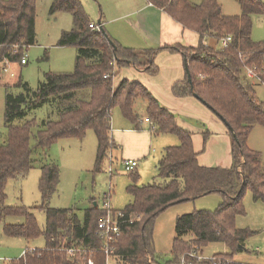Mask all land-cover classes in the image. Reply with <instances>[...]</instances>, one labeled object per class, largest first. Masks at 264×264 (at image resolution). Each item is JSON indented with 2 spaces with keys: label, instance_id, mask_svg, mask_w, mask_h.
Returning <instances> with one entry per match:
<instances>
[{
  "label": "trees",
  "instance_id": "obj_1",
  "mask_svg": "<svg viewBox=\"0 0 264 264\" xmlns=\"http://www.w3.org/2000/svg\"><path fill=\"white\" fill-rule=\"evenodd\" d=\"M36 1L0 0V76L2 65L20 62L26 49L36 42ZM163 10L184 29L199 36L198 47L180 43L158 48L136 50L124 47L104 27L92 30V24L80 0H55L50 13L66 12L73 18V29L63 33L59 46L78 49L75 71L47 73L43 82L33 89L27 82L6 86L4 124L7 138L0 144V223L7 217L24 218L23 224H3L9 238L35 240L43 236V249H27L21 257L5 264H106L103 241L98 236L99 222L104 211L94 204L84 210L51 208L48 203L57 192L59 168L55 164L42 166L39 189L46 214L42 231L35 215L26 207L5 204L6 185L10 180L25 177L33 168L30 141L37 129V146L48 149L60 139H83L93 130L98 139L97 169L114 147L110 137L112 110L119 108L136 130L142 129L135 111L137 100L146 101V117L153 123L152 133L176 135L180 144L168 147L159 161L162 184L128 188L133 201L124 209L128 215L142 219L123 227V234L115 245L114 258L127 264H157L153 248L154 223L169 207L218 193L222 197L216 211H195L181 215L175 223L173 243L174 262L198 264L188 256L201 252L210 243H225L230 254L215 256L203 264H237L232 254L243 248L244 241L253 234L239 229L236 218L246 214L243 198L250 191L255 202L264 203V168L261 155L248 146L255 125L264 126V104L256 96L255 85L247 77L245 68L256 67V74L264 85V42L252 39V16H264L262 0H238L241 14L226 16L216 0H203L193 5L188 0H148ZM231 37L227 45L222 39ZM161 51L180 53L184 59L185 78L172 86L177 98L196 95L228 128L231 140L230 167L200 165L194 150L192 134L180 127L176 116L164 107L152 92L138 81L123 79L118 86L113 80L123 67L134 66L155 76L159 72L156 57ZM189 74L191 81H189ZM108 75L107 78L105 76ZM20 89L19 93L12 91ZM44 107L51 115L38 122L29 115ZM209 133H204V147ZM135 171V170H134ZM139 175L133 176L137 182ZM192 235L190 241L184 237ZM81 246L87 251L82 257L70 256L64 248ZM153 258L149 262L148 258Z\"/></svg>",
  "mask_w": 264,
  "mask_h": 264
},
{
  "label": "rangeland",
  "instance_id": "obj_2",
  "mask_svg": "<svg viewBox=\"0 0 264 264\" xmlns=\"http://www.w3.org/2000/svg\"><path fill=\"white\" fill-rule=\"evenodd\" d=\"M54 1H36V42L25 51L28 63L26 65H20L19 62L14 63L9 67L8 72H3L0 76V144L4 143L7 138L4 124L6 86H14L18 82H27L33 89H36L44 81L47 73H72L75 71L78 49L75 46H59L63 33L73 29V18L71 14L66 12L51 14L50 8ZM188 1L193 5H201L203 2V0ZM216 1L221 6L224 15L237 16L241 14V6L238 0ZM262 1L264 2V0ZM80 2L89 21L93 24H99L100 20L106 33L112 38L114 37L113 34H118L123 40H126L125 42L135 44L145 36V30L148 32L159 30V21L156 18L153 19L147 12L138 14V10L143 6V0H80ZM252 23L253 41L264 42V16L253 15ZM184 33L179 43L187 47H198V35L191 30H186ZM146 34L148 33L146 32ZM131 38L134 41H130ZM128 43H121V45L126 46L125 44ZM164 45L166 44L162 46ZM144 46L127 47L136 50L160 47L158 43L152 40L149 41V44L145 43ZM128 69V67L121 68L116 78H125ZM10 73H15V77H12ZM113 83L115 86L114 80ZM255 90L258 100L264 104V85L257 84ZM12 91L19 93L20 89L13 87ZM198 103L199 105L202 104ZM146 106V101L141 99L137 100L135 104V111L140 119L147 115ZM204 109L210 117L203 115L201 119L194 122V126L196 127L195 134L201 136L200 142L206 151L209 141L204 147V133L214 135L226 125L206 106ZM50 110V108L44 107L29 115L28 118H35L41 122L51 115ZM182 116L180 113L179 118L186 121V118ZM126 120L119 108L112 110L110 130L112 142H114L112 138L113 129L124 126ZM133 128L135 129L134 125ZM149 130L150 126L145 124L141 130L136 131H146L150 135ZM32 131L30 144L32 148H35L33 168L25 177L10 180L7 183L5 204L11 207L30 209L42 231L46 226V214L40 209L43 201L39 189L43 165L55 164L60 172L57 192L48 205L56 209H77L78 215L83 217L84 210L90 208L94 203L100 209L107 202L114 209L124 210L133 201L128 191L131 185L141 187L164 183L163 179L159 177V161L163 158L166 148L177 146L180 143L179 138L173 134L152 136V142L148 144V154L137 159L139 165L135 171L126 172L121 160L122 147L116 142L115 144L118 145L115 147L116 150L112 151V148L101 163L100 168L97 169L98 139L93 130H89L83 139H60L47 150L37 146V129L34 128ZM201 132H204L203 135ZM216 145L214 149L217 151L219 148ZM248 146L260 153L264 168V126L259 124L254 126L248 139ZM134 175H139L137 182L133 181ZM221 202V195L214 193L175 204L160 213L155 220L153 232L156 263L171 264L175 260L173 243L176 237L175 223L179 216L201 210L216 211ZM243 205L246 214L236 218V226L239 229L250 230L253 234L244 241L243 248L232 254V259L237 264H264V203L255 202L251 192L247 191L243 198ZM24 222L22 217L10 216L6 218L4 223L23 224ZM4 223H0V264L19 258L27 249L45 248L46 241L43 236L35 240L6 237L3 233ZM192 238L193 236L189 234L184 237V240L188 242ZM230 253L231 250L225 243L215 242L203 247L201 252L192 251L188 256L194 258L198 264H203L215 256ZM148 260L154 263L153 258L149 257ZM110 264L127 263L122 258L115 257L111 259ZM181 264H185L184 259H182Z\"/></svg>",
  "mask_w": 264,
  "mask_h": 264
},
{
  "label": "crops",
  "instance_id": "obj_3",
  "mask_svg": "<svg viewBox=\"0 0 264 264\" xmlns=\"http://www.w3.org/2000/svg\"><path fill=\"white\" fill-rule=\"evenodd\" d=\"M143 2V6L138 10V14L147 12L153 19L156 18L157 21H159V30H150L149 32L145 30L144 39H139V42L137 41L135 44L125 42L126 40H123L118 34H113L114 40L120 44L128 43L125 44L126 46L124 47H142L145 43L149 44L150 40L158 43L159 46H162L163 44L179 43L182 40L186 29L175 22L163 10L149 3L148 0H143ZM146 32L148 34H146ZM130 41H134V39L131 38ZM156 64L159 67V72L156 76H150L144 70L129 66L125 75L127 78L118 77L119 79H114L115 87L118 86L123 79L138 81L145 85L164 107L175 114L178 125L192 134L194 150L199 154L198 161L200 165L206 167H230L232 165V158L231 140L228 128L223 127L219 129L217 133H214V135H210L208 149L205 151V148L202 147V143L200 142L201 136L195 134L196 127L194 126V122L201 119L203 115L210 117L206 109H204L205 105L203 104V106L201 102L193 96L177 98L172 94V86L176 82L182 81L186 75L182 55L180 53L161 51L156 57ZM252 82L255 83V86L261 84L257 80H252ZM198 102H200L201 105H199ZM180 113L186 118V121L179 118ZM145 118L146 117L143 119ZM145 124L146 123H142V128ZM149 131L150 135H148L146 131H136V129L133 128L132 123L126 120L124 126L113 129L112 138L114 141V147L112 151L116 150L115 147H118V145L121 146L122 161L125 159L137 160L138 158L144 157L148 154V144L152 142V136H154L152 131ZM115 142L118 145H116ZM215 145L219 148L217 151L214 149Z\"/></svg>",
  "mask_w": 264,
  "mask_h": 264
},
{
  "label": "built area",
  "instance_id": "obj_4",
  "mask_svg": "<svg viewBox=\"0 0 264 264\" xmlns=\"http://www.w3.org/2000/svg\"><path fill=\"white\" fill-rule=\"evenodd\" d=\"M92 30L100 31L103 28L102 24H91L90 25ZM231 41V37H225L222 39V45H227ZM28 63L26 59V55L22 57L21 61L19 62L20 65H26ZM14 64L11 62L6 61L2 65V73H6L9 71V67ZM256 67H246V75L251 80H257L261 82L260 78L257 76ZM12 77H15V73H10ZM108 75L105 76L107 78ZM141 123H146L150 126L151 130H154L153 123L146 117L145 119H141ZM1 135V133H0ZM123 168L126 172H133L138 167L139 163L137 160L132 159H125L122 161ZM112 172V171H110ZM104 211V216L100 219L99 222V230L98 236L103 241L102 251L106 255V264H110L112 258H114L115 252V245L119 241L120 237L123 234V227L125 225L133 224L136 221L141 220V215H128L124 210L114 209L110 205V203H104V206L101 208ZM33 250V249H30ZM64 250L72 257L79 256L82 257L83 254L87 251L81 246H73L70 248H64ZM26 251H24V254ZM88 264H94V260L92 257L87 259Z\"/></svg>",
  "mask_w": 264,
  "mask_h": 264
},
{
  "label": "water",
  "instance_id": "obj_5",
  "mask_svg": "<svg viewBox=\"0 0 264 264\" xmlns=\"http://www.w3.org/2000/svg\"><path fill=\"white\" fill-rule=\"evenodd\" d=\"M99 24H101V21L99 20ZM189 81H191V76H190V74H189ZM194 97H196L197 98V96L196 95H194ZM94 205L95 206H97V204L96 203H94Z\"/></svg>",
  "mask_w": 264,
  "mask_h": 264
}]
</instances>
